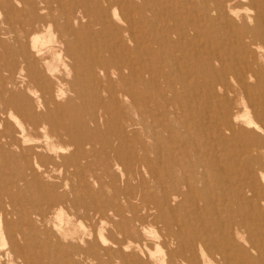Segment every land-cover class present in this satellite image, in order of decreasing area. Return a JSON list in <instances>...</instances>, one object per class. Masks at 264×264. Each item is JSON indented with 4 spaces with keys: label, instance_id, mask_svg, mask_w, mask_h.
<instances>
[{
    "label": "rangeland",
    "instance_id": "374dc122",
    "mask_svg": "<svg viewBox=\"0 0 264 264\" xmlns=\"http://www.w3.org/2000/svg\"><path fill=\"white\" fill-rule=\"evenodd\" d=\"M53 1L0 0V107L2 109H0V224H2L0 229L4 233V239L3 234L0 235V245H2L0 252H4L0 253V264H121L119 254L128 257V262L122 261V264H169L168 255L179 246L182 247L188 240L201 236L206 241L216 242V239L222 237L221 235L229 227L234 228L233 233H236L234 242L239 246L235 252L226 248L229 255L239 261L248 259L247 264H264V188L261 183H251L254 178L258 182V175L254 176L252 171L247 173L243 168V164L252 162L253 158L233 149L235 143L232 141H222L227 148L221 147L215 133L212 135L205 132L206 130L214 132L208 127V122L200 121L193 111L188 113V109L184 106L186 103L166 104L173 112L179 111L180 118L176 119L174 114H168V119L173 120L164 127L157 126L156 121L161 116L158 111L166 109V105L159 107L157 111L154 103L160 98L159 93H165L162 97L168 98L171 94L160 88L153 100L152 92L155 91V87L150 82V74L153 75L155 72L152 76L155 83L160 78L156 66H153L156 58L145 52H151V47L154 45L143 38H140L136 44L125 34L124 39L114 44L110 32H101L97 35L100 26L90 22L103 10L108 15L107 26L110 24L109 26L112 27L111 22L114 21H116L115 26L122 25L119 18L128 9V4H125L127 0H78V2L59 0L58 3V0ZM144 1L146 2L145 6L143 5L144 9L142 7L143 10L148 6L157 15L161 12L159 16L154 14L160 27L171 23L172 8L178 12L182 11L183 14L182 9L188 5L194 9L195 14L199 15L200 20L197 23L200 26L198 33L200 39L198 38L197 43L200 44V48L203 45L202 49L207 53L210 50L209 54H219L220 57L218 61H213L214 69L210 70L202 64L199 65L200 74L191 73L200 83V89L213 86L219 90L216 82L222 84L223 81L217 73L220 74L222 66L227 69L228 74H232L233 71L241 73L248 83L264 84V61L260 56L261 52L254 45H250L245 30H242L244 21L239 16L246 13L243 8L234 9L239 16L228 14L231 20L229 18L230 23L227 24L221 17L220 20L216 19L215 12L210 11L209 15L204 12L207 7H213L214 0H199L201 3L196 2L197 0H192V3L191 0H180L181 3L179 0V2L156 0L162 2L158 5L155 0L149 2L137 0L139 3L128 0L132 2L133 7H137L133 8L129 3L134 19L138 17L135 15L136 9L140 8ZM115 2H119L117 8ZM50 5L52 7H49ZM30 11L37 12V15L42 16V20L46 22L45 25H49L47 28L45 25L39 26L40 40L36 46L41 47L40 54L22 39V22L35 15ZM145 11L148 16L153 15L150 11V13ZM73 14L78 16L77 21L69 18ZM249 14H252L251 11L247 12V15ZM184 18H188L189 21L195 20L194 16ZM178 21L172 20V23L183 24L180 22L185 20ZM201 21H204V25ZM245 22L249 27L253 24L250 19H245ZM64 29H68V32ZM59 35H62L63 43L60 42ZM139 35L147 37V33ZM222 50L228 52L223 53ZM41 55L45 58L40 59ZM111 58L112 60H109ZM102 61L125 63L127 67L125 76L128 79L125 85H131L132 82L129 80H135L138 84L135 86L134 94L138 99L140 96V100L134 105L141 110L139 114L132 116L137 123L134 128H126V130L121 128V115L129 117L130 114L132 115L131 98L116 95L117 101H112L107 93L109 83L101 77L102 73L97 67ZM226 77H224L225 83L227 82L228 85L231 83L230 86L235 87L227 74ZM112 80L115 85V76ZM176 89L179 90L178 87ZM142 97L144 100L141 99ZM199 97L201 102L199 107H206L205 105L208 104L207 107L213 108L205 99L204 93H200ZM32 125H38V133H41L37 139L30 135L26 136V130L25 133L21 132L22 128L27 127L28 130ZM51 127L57 129L58 135L45 139L42 136L43 132L50 131ZM120 137H125L126 141L122 144L124 149ZM67 141L72 143L68 145ZM155 145H160L162 153H167L171 148L176 150L173 151V155L179 158L183 171L188 169L189 162L195 164L201 159L205 164L204 172L208 176L206 184L186 186L180 183L178 167H170L166 156L158 159ZM209 146L215 148L222 159L221 167L211 166L214 161L210 156ZM196 147L198 149L200 147V153ZM130 148H135V151L130 152ZM145 156L147 160L143 161ZM251 174L253 177L250 176ZM182 175L185 176L184 172ZM234 188L238 190L235 192ZM213 190L220 193L218 199L211 200ZM129 193L133 196L131 201L137 205V209L142 206L138 211L142 224L135 225L134 230L125 237V234L123 236L118 229L123 226L128 227L127 229L131 228L126 221L131 215V212L126 210ZM164 194L167 195V204H164V207L169 214L162 218L157 219L153 210L148 211L143 205H139V199L142 198L146 204L156 200L162 201ZM115 209L122 210L124 216H116ZM169 221L170 224L167 226ZM218 227L220 229L215 231ZM127 240L133 244L138 240L145 241L146 249L149 248L139 250L135 245H131L132 247L119 253L114 241L125 244ZM6 244L7 246H4ZM3 247L6 249L4 250ZM11 254H18L20 259L18 257L13 259ZM4 256L6 259H2ZM159 256L164 258L163 263L155 261V257Z\"/></svg>",
    "mask_w": 264,
    "mask_h": 264
},
{
    "label": "bare ground",
    "instance_id": "6f19581e",
    "mask_svg": "<svg viewBox=\"0 0 264 264\" xmlns=\"http://www.w3.org/2000/svg\"><path fill=\"white\" fill-rule=\"evenodd\" d=\"M23 1V0H22ZM30 1V0H29ZM34 1V0H33ZM44 1V0H43ZM48 1V0H46ZM51 2V0H49ZM53 1V0H52ZM63 1V0H61ZM121 1V0H120ZM125 1V0H124ZM137 2V0H134V2ZM142 1V0H141ZM156 1V0H155ZM178 1V0H177ZM180 1V0H179ZM178 1V2H179ZM189 1V0H188ZM186 1V2H188ZM199 0H197L196 2H198ZM213 1V0H211ZM27 2V1H26ZM40 2V1H39ZM55 2V1H53ZM59 2V0L57 1V3ZM78 2V0H77ZM85 2V1H84ZM98 2V1H97ZM103 2V1H101ZM110 2V1H109ZM133 2V3H134ZM146 1H144L140 6V8L136 9L137 10V14L135 13V15H137L138 17H136L135 15V19L132 17L133 14H131V10L133 7L132 6V2H127L125 3L127 6V10L124 12L125 14L122 15V17L119 18L120 22L122 23V25L120 24V26H115L116 21H114L113 23L111 22V26L109 25L107 26V16L105 13V11H101L99 12L100 15H96L95 19L93 21H90L91 23H93L94 25H98L100 26V31L97 32L98 34H101V32H110L112 35V41L115 44L117 41L124 39V34L127 36V38L130 41H135L136 44H138L140 38L145 39L146 41H150L152 45L151 47V52L147 53L145 52L147 55L156 58L155 63L157 64H153V66H156V71L158 72V76H159V80L156 81V83L154 82V78L152 77L154 74H150V82L151 84L154 85L155 87V91L152 92L153 94V100L155 97L156 93H159L160 88H163L165 90V92L167 91L168 93L171 94V97H162V94L165 93H159L160 98L158 99V101H156L154 104L156 105V110L159 109V107H163L166 104H169L171 102H174V105H179L181 102L182 103H186V105L184 104V106H186V108L188 109V113L190 111H193L196 113V116H198V118L200 119V121H207L210 128L213 129L214 132H210V130H206L205 132L209 133V134H214L216 138H218L219 140H217L221 147H224L225 149L227 148L226 145L224 144V142L222 141H232L235 143V147L233 148L232 146H229L233 149H237L241 152V154H247L249 156H251L253 158L252 162H245V164H243V168L245 171H247V173H251L254 172V176L258 175V182L256 181V179L254 178V180L251 182H255V183H261L262 187L264 188V84L261 85L260 83H248L247 79L244 78V75H242L241 73L238 74L235 71H233L232 74H228L227 69L225 67H223L222 65L224 63H222V67H221V71L220 74L217 73V76L220 75L221 80L223 81L222 84H220L219 82H216V84L218 85V89H216V87L211 86V88H206V89H200V83L198 81L195 80L194 75L192 76V74H200V68L199 65L205 64L210 70L214 69L213 68V61H218L219 60V54L218 55H211L206 51H204L199 47L200 44L197 43L198 41V33L200 31V26H199V15L195 14L194 9L188 7V5H186L182 10H183V14L182 11L178 12L176 10H174L172 8L171 10V16H172V20H185L183 22V24H176L175 22L169 24H166L165 26L162 25L161 27L159 26L158 22L156 21V16H159L155 13L152 12L151 8H148L147 6V10L148 12L150 11L153 15L152 16H148V14L146 13L143 7V5L145 4ZM149 2V0H148ZM173 2V1H172ZM171 2V3H172ZM192 3V0L190 1ZM200 2V1H199ZM198 2V3H199ZM35 4V2H33ZM38 3V2H37ZM56 3V4H57ZM129 3H131V7L129 6ZM139 3V2H137ZM152 3V1H151ZM150 3V4H151ZM155 3L160 4L162 2L156 1ZM166 3V2H165ZM181 3V1H180ZM183 3V2H182ZM201 3V2H200ZM206 3V2H205ZM25 4V3H24ZM55 4V3H54ZM70 4V3H69ZM71 4H73L71 2ZM114 4H116V8L117 5L119 4V2H115ZM122 4V2H121ZM124 4V5H125ZM167 4V3H166ZM173 4V3H172ZM188 4V3H187ZM31 5V4H30ZM53 6V4H51ZM49 7H52V6ZM62 8H63V4ZM85 5V4H84ZM103 5V4H101ZM106 5V4H104ZM123 6V8H125V6ZM136 5V4H135ZM134 5V6H135ZM175 5V4H173ZM180 5V4H178ZM182 5V4H181ZM185 5V3H184ZM197 5V4H195ZM194 5V6H195ZM212 5V4H211ZM33 6V4H32ZM40 6V5H39ZM58 6V5H57ZM69 6V5H68ZM73 6V5H72ZM112 6V5H111ZM115 6V5H113ZM121 6V5H119ZM118 6V7H119ZM145 6V5H144ZM156 6V5H155ZM154 6V7H155ZM167 6V5H166ZM176 6V5H175ZM209 6V5H208ZM83 7V6H82ZM106 7V6H105ZM139 7V6H138ZM143 7V9H142ZM150 7V6H149ZM192 7V6H191ZM197 7V6H196ZM36 8V7H35ZM68 8V7H67ZM66 8V9H67ZM77 8V7H76ZM108 8V7H107ZM133 8H137V7H133ZM180 8V7H179ZM177 8V10L179 9ZM236 8H243V10H245V14L244 15H240L234 10ZM29 9V8H28ZM34 9V8H33ZM31 9V10H33ZM70 9V8H68ZM67 9V10H68ZM163 8H161L162 10ZM171 9V8H169ZM87 10V9H86ZM85 10V11H86ZM109 10V9H108ZM113 10V9H112ZM165 10V9H164ZM196 10V9H195ZM198 10V9H197ZM201 10V9H200ZM199 10V11H200ZM19 11V10H18ZM29 11V10H28ZM36 11V10H35ZM43 11V9H42ZM99 11V10H98ZM156 12V9L154 10ZM163 11V10H162ZM202 11V10H201ZM210 11L215 12V16H213L214 18L218 19L219 17L222 18V20L224 19L227 24L230 23L229 21V16L228 14H234L236 16H239L244 22L243 23V28L242 30L246 32L247 37L249 38L250 43L248 42V44L250 45H254L256 47L257 50H260L259 52H261L260 56H262V60L264 61V0H214V4L213 7L209 8L207 7V10L204 11L207 15H209L208 13ZM251 11L252 14L247 15V12ZM31 12V11H30ZM34 12V11H32ZM31 12V13H32ZM50 12V11H49ZM61 12V11H60ZM70 12V11H69ZM76 12V11H75ZM112 12V11H111ZM133 12V11H132ZM149 12V13H150ZM165 12V11H164ZM203 12V11H202ZM201 12V14H202ZM229 12V13H228ZM29 13V12H28ZM26 13V15L28 14ZM85 13V12H84ZM122 13V12H121ZM198 13V12H196ZM204 13V14H205ZM33 14H35L32 18L30 19H26V21H23L22 23V39L28 43V45H30L34 51L37 54H40L41 51V47H37L36 43L40 40V36L38 35L39 33V26L43 27L45 25L46 22H44L42 20V16L37 15V12H34ZM87 14V13H86ZM98 14V13H97ZM109 14V13H107ZM155 14V15H154ZM163 14V13H162ZM31 15V14H30ZM57 15V14H55ZM110 15V14H109ZM120 15V14H119ZM183 15V16H182ZM207 15H205L207 17ZM22 16V15H21ZM28 16V15H27ZM46 16V13H45ZM44 16V17H45ZM163 16V15H162ZM191 17L194 16V21H189L184 17ZM48 17V16H47ZM46 17V18H47ZM55 17V16H54ZM64 17V16H63ZM201 17V16H200ZM209 17V16H208ZM71 20L73 21H77L78 16L77 15H72L69 17ZM165 18V17H164ZM193 18V17H192ZM203 18V16H202ZM201 18V20H202ZM205 18V17H204ZM236 17L234 16V19ZM52 19V18H51ZM55 19V18H54ZM67 19V18H66ZM68 19V20H70ZM113 19V17H112ZM115 19V18H114ZM159 19V18H157ZM209 19V18H208ZM207 19V20H208ZM245 19H250L252 21V25L249 27V25L246 24ZM16 20V19H15ZM70 20V21H71ZM81 20V19H80ZM96 20V21H95ZM205 20V19H203ZM210 20V19H209ZM213 20V19H212ZM220 20V18H219ZM231 20V18H230ZM82 21V20H81ZM166 21V18H165ZM168 21V20H167ZM216 21V20H215ZM15 22V21H14ZM13 22V23H14ZM64 22V21H63ZM179 22V21H178ZM198 22V23H197ZM202 22V21H201ZM204 22V21H203ZM202 22V24H203ZM208 22V21H205ZM214 22V20H213ZM221 22V21H220ZM234 22V21H233ZM10 23V22H9ZM8 23V24H9ZM48 23V22H47ZM62 23V22H61ZM88 23V22H87ZM91 23H88L91 25ZM168 23V22H167ZM215 23V22H214ZM225 23V22H224ZM236 23V22H235ZM52 24V23H51ZM60 24V23H59ZM65 24V22H64ZM83 24V23H82ZM87 24V27H89ZM201 24V23H200ZM233 24V23H232ZM231 24V25H232ZM11 25V24H10ZM9 25V26H10ZM70 25V24H69ZM68 25V26H69ZM85 25V24H84ZM83 25V26H84ZM204 25V24H203ZM235 25V24H234ZM14 26V25H13ZM47 26L49 27L48 24L45 25V27L47 28ZM210 26V25H209ZM212 26V24H211ZM233 26V25H232ZM15 27V26H14ZM17 27V25H16ZM21 26H19L20 28ZM67 27V26H65ZM86 27V26H85ZM91 27V26H90ZM107 27H110L109 29ZM206 27V26H205ZM229 27V26H228ZM3 28V27H2ZM6 28V26H5ZM45 28V29H46ZM60 28V27H59ZM62 28V27H61ZM81 28V27H80ZM92 28V27H91ZM208 30V27H206ZM10 28H8L9 30ZM18 29V28H17ZM63 29V28H62ZM61 29V30H62ZM71 29V28H70ZM82 29V28H81ZM86 29V28H85ZM147 29H150L151 31H148ZM202 29V28H201ZM56 30V29H55ZM60 30V29H59ZM60 30V31H61ZM65 30V29H64ZM72 30V29H71ZM204 30V29H203ZM12 31V29H11ZM53 32V31H52ZM58 33H60L59 31H57ZM65 32H68V29L65 30ZM76 32V31H75ZM204 32V31H202ZM209 32V31H206ZM6 33V32H5ZM57 33V34H58ZM140 33H147V37H145L144 35H139ZM215 33V32H214ZM8 34V33H7ZM55 34V33H53ZM74 34V33H72ZM172 34V35H171ZM204 34V33H203ZM216 34V33H215ZM214 34V35H215ZM218 34V33H217ZM207 35V34H206ZM12 36V35H11ZM10 36V37H11ZM18 36V35H17ZM61 40L60 42L63 43V39H62V35H59ZM171 36V37H170ZM216 36V35H215ZM222 36V35H220ZM242 36V35H241ZM52 37V36H51ZM87 37V36H86ZM219 37V34H218ZM53 38V37H52ZM172 38V39H171ZM215 38V37H214ZM213 38V39H214ZM220 38V37H219ZM17 39V37H16ZM20 39V37L18 38ZM200 39V38H199ZM210 39V38H209ZM222 39V38H221ZM224 39V38H223ZM240 39V37H239ZM242 39V38H241ZM17 41V40H16ZM22 40L20 39V42ZM23 41V42H24ZM200 41V40H199ZM208 41V40H207ZM18 42V41H17ZM123 42V41H122ZM205 42V40H204ZM222 42V41H220ZM225 42V41H224ZM233 42V41H232ZM242 42V41H241ZM229 43V42H228ZM234 43H236L234 41ZM239 43V42H238ZM25 44V43H24ZM118 44V43H117ZM204 44V43H203ZM221 44V43H220ZM223 44V43H222ZM241 44V43H240ZM244 44V43H243ZM149 45V43H148ZM217 45V44H216ZM219 45V44H218ZM227 45V44H226ZM233 45V44H232ZM247 45V44H246ZM208 46V45H207ZM214 46V45H212ZM223 46V45H222ZM221 46V47H222ZM229 46V45H228ZM237 46V45H236ZM253 46V47H254ZM123 47V46H122ZM161 47H163L164 49H161ZM206 47V46H205ZM204 47V48H205ZM220 47V46H219ZM218 47V48H219ZM245 47V46H243ZM211 48V47H210ZM216 48V47H215ZM233 48V47H232ZM231 48V50H232ZM25 49V48H24ZM217 49V48H216ZM226 49V48H225ZM239 49V48H238ZM237 49V50H238ZM31 50V48H30ZM207 50V48H206ZM215 50V49H214ZM230 50V49H229ZM240 50V49H239ZM22 51V50H21ZM20 51V52H21ZM217 51V50H216ZM215 51V52H216ZM220 50H218L219 52ZM224 51V50H222ZM19 52V53H20ZM24 53L27 51H23ZM33 52V51H32ZM133 52V51H132ZM214 52V53H215ZM228 52V51H227ZM227 52H223V53H227ZM30 53V52H29ZM122 53V52H121ZM235 53V52H234ZM238 53V52H237ZM244 53V51H243ZM216 54V53H215ZM242 54V53H241ZM240 54V55H241ZM247 54V53H246ZM222 55V54H221ZM225 55V54H224ZM235 55V54H234ZM239 55V54H238ZM26 56V55H25ZM24 56V57H25ZM245 56V55H244ZM254 56V55H253ZM23 57V58H24ZM26 58V57H25ZM40 59L45 58L43 55H41L39 57ZM123 58V55H122ZM241 58V57H240ZM233 59V58H232ZM231 59V60H232ZM246 59V58H245ZM108 60V59H107ZM109 60H112L109 59ZM152 60V59H151ZM228 60V59H227ZM242 60H240L241 62ZM249 61V60H248ZM154 62V61H153ZM152 62V63H153ZM222 62V61H221ZM235 62V61H233ZM25 63V62H24ZM219 63V62H218ZM245 63V61H244ZM248 63V62H247ZM234 65V64H231ZM244 65V64H243ZM22 66V65H21ZM239 66V64H238ZM250 66V65H249ZM97 67H99L101 73H102V78L107 81L108 84V88H107V93L108 95H110L112 101H117V96H129L131 98V108H132V115L130 114V117L127 115H121V128H123L124 130H126V128L131 129L134 128V126L137 124L134 120V118L132 116H134L135 114H139L141 109H137V106H135L134 104H136V101L140 100V96L139 99L137 98L136 94H134V89L135 86L138 85L137 83H135V80H129V82H132L131 85L129 84L128 86L125 85V83H128V79L125 76V69L127 68L125 63L124 64H120L119 62H114L111 63V61H107L104 62L102 61L101 63L97 64ZM218 67V66H217ZM232 68V67H231ZM244 68V67H243ZM22 69V68H21ZM20 69V70H21ZM51 69V68H50ZM219 69V68H218ZM241 69V68H240ZM245 69V68H244ZM237 70V69H236ZM239 70V69H238ZM242 70V69H241ZM253 68L251 69V71L253 72ZM23 71V70H22ZM152 71V69H151ZM131 72V71H130ZM202 72V71H201ZM231 72V71H230ZM245 72H247L245 70ZM53 73V72H52ZM93 73V71H92ZM192 73V74H191ZM215 74V73H213ZM226 74L228 76V79L230 78L233 82H234V86H230L231 83H229L230 85H228V83H225L224 77H226ZM247 74V73H246ZM115 76L116 80H115V85L114 84V80H112V77ZM216 75H213V77ZM250 75H248L249 77ZM11 77V76H10ZM202 77V76H201ZM94 78V77H93ZM250 78V77H249ZM252 78V77H251ZM257 79H259L256 76ZM12 80V79H11ZM10 80V81H11ZM14 80V79H13ZM163 84H162V82ZM206 80V79H205ZM219 80V79H218ZM9 81V83H10ZM208 81V80H207ZM209 82V81H208ZM14 83V81H13ZM205 84V83H204ZM215 84V83H214ZM207 85V83H206ZM215 85V86H217ZM163 86V87H162ZM141 87V86H140ZM176 87L179 88L176 89ZM133 88V89H132ZM61 92V91H60ZM200 93H204V97L207 100V102L209 104L212 105L213 108H210L209 106L207 107V105H205L206 107H199V103L201 104V102L199 101V96ZM117 95V96H116ZM199 97V98H198ZM202 98V97H201ZM200 98V99H201ZM141 99L144 100V98L142 97ZM206 102V103H207ZM176 103V104H175ZM7 104V103H6ZM119 104V103H118ZM172 106V105H171ZM173 108V107H172ZM1 109V107H0ZM186 109V110H187ZM2 110V109H1ZM6 110V109H5ZM10 110V109H9ZM8 110V111H9ZM158 111V110H157ZM156 112V111H155ZM174 114L173 116L177 119L180 118V112L176 111L173 112V110L168 107L166 105V109H160L158 111V114L161 115L156 123L157 126L158 125H162L163 127L166 126L168 124V122L172 121L168 119V114ZM172 116V117H173ZM188 116V115H187ZM186 116V118H187ZM189 118V116H188ZM187 118V119H188ZM175 121V120H174ZM173 121V122H174ZM178 121L180 122V120L178 119ZM172 122V123H173ZM183 122V121H182ZM181 122V123H182ZM191 122V121H190ZM180 123V124H181ZM175 124V123H174ZM179 124V123H178ZM201 124V123H200ZM190 125H193L190 123ZM37 126L38 125H32L31 128L27 127L22 128L21 132L25 133V130L27 132L26 136H32V137H36V139L38 137H40L41 133H38L39 130H37ZM155 126V125H154ZM153 126V129H155ZM189 126V125H188ZM201 126V125H200ZM199 126V127H200ZM29 127V126H28ZM181 127V126H180ZM192 127V126H191ZM202 127V126H201ZM186 129V128H185ZM196 129V128H195ZM50 131H44L43 129V137L45 139L51 138V137H56L58 135L57 133V129L55 127H51L49 129ZM179 130V129H178ZM153 131V130H152ZM181 131V130H180ZM186 131V130H185ZM199 131V130H198ZM202 131V130H201ZM155 132V131H153ZM188 132V131H187ZM133 133V132H132ZM157 133V132H156ZM189 133V132H188ZM192 133V132H191ZM197 133V132H196ZM194 134V133H193ZM199 134V132H198ZM3 135V134H2ZM157 135V134H156ZM164 135V134H163ZM165 135H167V133H165ZM179 135V134H178ZM177 135V136H178ZM191 135V134H190ZM206 135V133L204 134V136ZM1 136V135H0ZM4 136V135H3ZM9 136V135H8ZM154 136V135H153ZM193 136V135H192ZM203 136V139L205 138ZM208 136V135H207ZM206 136V137H207ZM211 136V135H210ZM23 137V135H22ZM156 137V136H154ZM186 137V134H185ZM188 137V136H187ZM4 138V137H3ZM125 138V137H124ZM120 137L121 139V145L125 143V139ZM167 138V137H165ZM191 138V136H190ZM189 138V139H190ZM213 139V137H210ZM26 139V138H25ZM58 139V137L56 138ZM197 139V138H196ZM6 140V139H5ZM156 140V139H155ZM170 140V139H169ZM183 140V138H182ZM194 140V137H193ZM175 141V140H174ZM178 141V140H177ZM176 141V142H177ZM184 141V140H183ZM212 141V140H211ZM7 142V141H6ZM157 142V141H156ZM164 142V141H163ZM167 142V141H166ZM8 143V142H7ZM72 142L71 141H67V144L70 145ZM194 143V141H193ZM198 142H196L197 144ZM210 144V142H208ZM207 143V144H208ZM158 144V143H157ZM161 144V143H160ZM183 144V143H181ZM213 144H215L213 142ZM199 145V144H197ZM164 146V145H163ZM176 146V145H175ZM180 146V145H179ZM188 146V145H186ZM185 146V147H186ZM215 146V145H214ZM172 147V146H171ZM170 147V148H171ZM177 147V146H176ZM184 147V146H183ZM204 147V146H203ZM220 147V148H221ZM228 147V148H229ZM122 148L124 149V146L122 145ZM187 148V147H186ZM220 148L218 150H220ZM144 149V148H143ZM155 149L157 151V155H158V159H160L161 156H166L168 159V164H170V167L172 166H176L178 167V172L180 174V179H178L180 181V183L186 185V186H190V185H196L198 183H202V184H206L207 182V174L204 172V162L201 159H197L198 162H196L195 164L193 162H187L188 166L185 171H183V167H182V163L180 162L179 158L177 160V158L173 155V151H176L174 149H169L166 152L162 153V148L160 147V145H155ZM177 149V148H175ZM191 149V148H190ZM196 149H198L196 147ZM195 149V150H196ZM200 149V147H199ZM198 149V150H199ZM209 151H210V156L212 158V161H214L213 163H211V166L213 165V167L215 168H219L222 165L220 164V161L222 159H220L219 155L217 154V151L215 148H213L212 146L208 147ZM197 150V153H198ZM232 150V149H230ZM228 150V151H230ZM130 152H134L135 148H130L129 150ZM233 151V150H232ZM205 152V151H204ZM234 152V151H233ZM200 153V150H199ZM206 153V152H205ZM208 153V152H207ZM220 153V152H219ZM225 154V153H222ZM232 154V153H231ZM236 155V154H235ZM180 156V155H179ZM209 156V157H210ZM147 156H145V159H143V161H146ZM202 157V156H201ZM227 157V156H226ZM249 158V157H248ZM247 158V159H248ZM142 159V158H141ZM166 159V158H165ZM181 159V158H180ZM188 159V158H187ZM227 159V158H226ZM166 161V162H167ZM188 161V160H187ZM202 161V162H201ZM211 162V161H210ZM217 164H216V163ZM255 162V164H254ZM184 163V162H183ZM243 163V162H242ZM218 165V166H217ZM235 165V164H234ZM182 167V168H181ZM212 167V168H213ZM186 168V167H185ZM207 168V166H206ZM222 169V168H221ZM228 169V168H227ZM217 170V169H216ZM77 171V170H76ZM184 172L185 176L182 175ZM211 172V171H210ZM230 172V171H229ZM238 172V171H237ZM236 172V173H237ZM216 173V171H215ZM235 173V172H234ZM245 173V172H244ZM233 174V173H231ZM106 176V175H105ZM251 177H253V175H250ZM217 177V176H216ZM244 177V175L242 176V178ZM247 177V176H246ZM248 178V177H247ZM226 179V178H225ZM224 179V180H225ZM249 179V178H248ZM218 180V178H217ZM236 180V178H235ZM234 180V181H235ZM247 180V179H246ZM227 181V180H226ZM243 181V180H242ZM225 182V181H224ZM223 182V183H224ZM232 182V181H231ZM249 182V181H248ZM250 183V185H251ZM92 184V183H91ZM225 185V184H224ZM239 185V184H238ZM247 186V185H245ZM250 187V186H249ZM226 189V188H225ZM235 189V188H234ZM233 189V190H234ZM247 189V188H246ZM238 189H235V192ZM250 190V188H249ZM248 191V190H247ZM251 191V190H250ZM241 193V192H240ZM251 193V192H250ZM256 193V192H255ZM254 193V194H255ZM133 194V193H132ZM220 194V193H219ZM219 194L217 193V191L213 190L211 191V200L214 199H218ZM223 194V193H222ZM229 194V193H228ZM249 194V192L247 193ZM257 195V193L255 194ZM247 196V195H246ZM249 196V195H248ZM167 195H162L161 200L162 201H153L150 204H146L144 203V199H139L140 204L139 205H143L146 210H153L154 211V215L157 219L162 218L164 215H166L168 213V211L166 210V207H164V204H167ZM133 198V196L129 193L128 197H127V205L126 206V210L131 212L130 218H128L126 221L128 222V225L131 227L129 229H127L128 227H121L118 230L123 233V236L125 234L126 235L130 234L131 230H134L133 227H135V225L137 226L138 223L141 225L142 224V218H140L138 216V211H139V207L137 209V205H135L134 203H132L131 199ZM213 198V199H212ZM241 198V197H240ZM246 198V197H245ZM244 198V200H245ZM222 200V199H221ZM125 201V200H124ZM247 201V199H246ZM249 201V200H248ZM247 201V202H248ZM256 202V201H255ZM249 203V202H248ZM264 203V202H263ZM125 204V202H124ZM126 205V204H125ZM251 208L252 204H251ZM168 209V208H167ZM258 209V208H256ZM264 210V209H263ZM142 211V210H141ZM240 212V211H239ZM244 212V211H243ZM115 215L116 216H124L123 211L122 210H116L115 209ZM238 213V211H237ZM169 214V213H168ZM240 214V213H239ZM242 214V213H241ZM129 215V214H128ZM127 215V217H128ZM238 215V214H237ZM242 215H245L242 214ZM43 217V216H42ZM130 223V224H129ZM170 224V221L167 222V226ZM2 224H0L1 226ZM234 226V225H233ZM4 229V228H3ZM218 229H220L219 227L215 230L213 229V231H217ZM234 228L233 227H229L225 230V233L223 235H221L222 237L216 239V242L214 241H206L203 237L201 236H197L195 237V239H190L188 240L182 247H178L173 253H170L168 256V260H169V264H247L248 259H244L242 261L237 260L236 258L232 257L229 255V252L227 251L226 248L230 249L232 252H235V250L239 249V246L237 244H235L234 242V234L233 233ZM5 232V230H4ZM140 232V231H139ZM138 233V232H137ZM3 234L2 238L4 239V233H2V230L0 229V235ZM239 234V233H238ZM241 234V232H240ZM157 235V234H155ZM122 236V237H123ZM1 237V236H0ZM121 237V238H122ZM158 237V236H157ZM1 238V239H2ZM6 238V237H5ZM138 238V237H137ZM165 238V237H164ZM163 238V239H164ZM151 240V239H150ZM156 240V239H155ZM154 240V241H155ZM126 241V240H125ZM127 243H122L121 241H114V245L116 244L117 248H118V252L121 253V250H124L126 248H129L131 245H135V247H137L139 250H143L144 248L146 249V243H144L145 241L140 242V240L136 241L134 244L132 242H130L129 240H127ZM6 242V241H4ZM113 242V241H112ZM149 242V241H148ZM3 244V243H2ZM10 244V243H9ZM8 244V245H9ZM16 244V243H14ZM13 245V244H12ZM17 245V244H16ZM2 246V245H0ZM4 246H7L4 245ZM14 246V245H13ZM10 247V246H9ZM132 247V246H131ZM1 248V247H0ZM136 248V249H137ZM149 248V247H148ZM147 248V249H148ZM3 249L5 250L6 248L3 247ZM12 246H11V250H12ZM17 249V248H16ZM146 249V250H147ZM2 250V249H1ZM10 250V251H11ZM20 250V249H19ZM242 250V249H241ZM17 251V250H16ZM24 251V250H23ZM149 251V250H148ZM6 252V251H5ZM114 252V251H113ZM0 253H4L3 251ZM10 253V252H9ZM85 253H87L85 251ZM123 253V252H122ZM7 254V253H6ZM14 254V253H13ZM11 254V255H13ZM23 254V253H22ZM21 254V255H22ZM82 254V253H81ZM5 255V254H4ZM80 255V254H79ZM83 255V254H82ZM121 256V264L122 261L123 262H128V257L127 256H123L121 254H119ZM152 255V254H150ZM10 256V255H9ZM24 256V254H23ZM1 257V256H0ZM3 257V256H2ZM12 257V256H11ZM16 257H18V254L13 255V259H15ZM82 257V256H80ZM19 258V257H18ZM114 258V257H113ZM2 259H6L5 256ZM20 259V258H19ZM84 260H86L85 258H83ZM82 259V260H83ZM81 260V261H82ZM114 260V259H113ZM118 260V259H117ZM120 260V259H119ZM8 261V260H7ZM17 261V260H16ZM20 261V260H18ZM23 261H25L23 259ZM73 261V260H72ZM88 261V260H87ZM111 261V259H110ZM116 261V260H115ZM155 261H157L158 263H163L164 262V258L163 257H155ZM21 262V261H20ZM79 262V260H78ZM5 263V261H4ZM26 263V261L24 262ZM76 263V261H75ZM83 263V262H81ZM87 263V262H86ZM113 263V262H112ZM18 264V263H17ZM20 264V263H19ZM85 264V263H84ZM127 264V263H125Z\"/></svg>",
    "mask_w": 264,
    "mask_h": 264
}]
</instances>
